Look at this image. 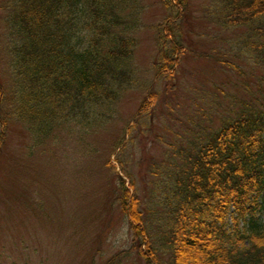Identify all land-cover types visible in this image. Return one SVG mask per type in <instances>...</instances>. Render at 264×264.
Masks as SVG:
<instances>
[{
	"label": "trees",
	"instance_id": "obj_1",
	"mask_svg": "<svg viewBox=\"0 0 264 264\" xmlns=\"http://www.w3.org/2000/svg\"><path fill=\"white\" fill-rule=\"evenodd\" d=\"M211 1L201 17L208 28L239 34L220 37L223 48L208 56L237 73L243 96L230 94L223 106L194 88V109L181 118L171 98L187 51L179 28L187 5L160 0L167 16L156 27L152 82L162 86L149 89L115 146L131 245L105 264L131 255L144 264H264V0ZM5 8L12 87L8 94L0 86V142L5 101L38 143L61 122L105 125L135 84L132 59L143 25L137 0H7ZM156 123L178 133L165 139ZM150 135L164 148L143 159L140 187L122 158Z\"/></svg>",
	"mask_w": 264,
	"mask_h": 264
},
{
	"label": "rangeland",
	"instance_id": "obj_2",
	"mask_svg": "<svg viewBox=\"0 0 264 264\" xmlns=\"http://www.w3.org/2000/svg\"><path fill=\"white\" fill-rule=\"evenodd\" d=\"M6 1L0 0V86L11 94L8 62L12 42L5 22ZM185 3V18L179 28L187 51L181 58V89L171 98L185 114L182 119L197 102L192 96L194 88L205 89V94L199 95L205 102L217 99L223 106L230 94L243 96L237 73L208 56L213 48H223L220 37L239 33L208 28L201 17L205 5L213 1ZM137 6L143 25L136 32L138 44L132 59L135 84L113 105L114 114L105 125L85 128L78 121L61 122L48 137L40 136L38 143L28 125L11 116V107L5 101L2 119L7 124L0 142V264H105L113 255L129 249V223L118 201L119 149L115 146L149 89L162 86L160 81L152 82L156 75L155 37L156 27L167 16L160 0H137ZM216 110L221 112L222 108ZM212 124L217 125L216 119ZM168 129L156 123L154 131L165 139L178 133L169 124ZM155 136L140 139L131 156L122 158L140 187L146 164L143 159L159 157L164 148L153 142ZM142 187L145 189V184ZM121 264L144 262L131 255Z\"/></svg>",
	"mask_w": 264,
	"mask_h": 264
}]
</instances>
